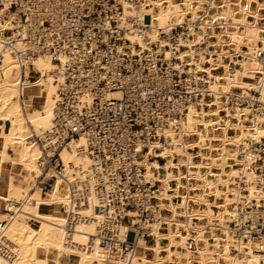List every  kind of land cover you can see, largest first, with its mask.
I'll return each mask as SVG.
<instances>
[{
  "label": "built area",
  "instance_id": "2783aa9c",
  "mask_svg": "<svg viewBox=\"0 0 264 264\" xmlns=\"http://www.w3.org/2000/svg\"><path fill=\"white\" fill-rule=\"evenodd\" d=\"M159 1L0 0V43L24 68L28 64L27 78L36 80L39 75L32 62L35 57L45 55L58 64L53 72L57 92L52 124L30 137L41 150L42 192L60 178L67 187L69 208L92 201L105 217L98 227L101 247L107 258L125 264H131L140 238L151 243L153 233L167 226V211L158 205L161 181L148 177L146 168L151 160L162 164L167 160L159 154L169 145L163 131L174 121L177 128L191 104L214 106L207 101L217 94L211 87L215 76L196 68L199 56L213 49L214 37L207 33L192 45L183 44L193 38L192 29L179 25L161 30L153 39L149 35L153 15L141 12V7L150 9ZM126 8L138 12L127 15ZM260 44L255 57L264 67ZM238 66L231 63V72ZM263 85L250 95L240 87L218 93L224 100L221 114L227 115V107L247 106L249 117L264 125ZM112 92H119V97ZM81 137L85 141L78 149L87 154L90 165L85 169L73 165L67 175L61 152ZM239 158L243 162L235 166L241 172L255 169L256 186L264 190V137L243 146ZM245 178L237 177V186L248 193ZM170 183L176 186V180ZM12 202L6 209L10 214L20 206ZM234 208L236 218L230 226L236 235L252 240L264 252V204L238 203ZM188 247L194 250L195 243L190 240ZM0 252H9L1 241Z\"/></svg>",
  "mask_w": 264,
  "mask_h": 264
},
{
  "label": "bare ground",
  "instance_id": "6f19581e",
  "mask_svg": "<svg viewBox=\"0 0 264 264\" xmlns=\"http://www.w3.org/2000/svg\"><path fill=\"white\" fill-rule=\"evenodd\" d=\"M137 12L125 9L127 15ZM141 12L153 15L149 32L153 39L161 30L179 25L192 29L193 38L182 40L183 44L192 45L207 33L214 37L213 49L199 56L196 68L215 76L211 87L217 94L207 101L214 106L191 104L177 128L174 121L163 131L169 145L159 154L167 160L164 164L151 160L146 168L148 177L161 181L158 205L167 211V226L153 233L151 243L140 238L131 264H264V252L252 240L238 237L230 226L238 203L264 204L255 169L241 172L235 166L243 162L239 158L243 146L254 139L262 141L264 125L249 117L247 106L227 107L223 116L224 100L218 94L240 87L250 95L264 82V75H257L264 73V67L255 57L260 42L264 48V0H160L150 9L141 7ZM0 53V241L9 247L8 253L0 252V264H125L107 258L101 247L98 227L105 217L92 201L69 208L67 187L60 178L42 195H34L44 171L41 150L30 137L52 124L57 92L53 72L58 64L45 55L35 57L32 62L39 75L29 80L27 63L24 68L1 43ZM231 63L239 65L232 72ZM84 141V137L76 139L71 149L62 150L67 175L73 165L84 169L90 165L87 154L78 149ZM13 144L15 157L10 154ZM196 147L197 153L192 151ZM196 156L200 160H194ZM15 165L23 168L25 179L19 182L12 171ZM152 167L165 173L156 174ZM242 174L248 193L237 186ZM11 201L20 203L13 214L6 212ZM190 240L194 250L188 247Z\"/></svg>",
  "mask_w": 264,
  "mask_h": 264
},
{
  "label": "rangeland",
  "instance_id": "374dc122",
  "mask_svg": "<svg viewBox=\"0 0 264 264\" xmlns=\"http://www.w3.org/2000/svg\"><path fill=\"white\" fill-rule=\"evenodd\" d=\"M216 2L219 3L220 0H216ZM34 107H35V108H36V107L39 108L40 106H34ZM8 124H9V122L7 123V125H8ZM210 133H212L211 130H210ZM233 133H234V131H233ZM233 133H230V134H233ZM215 143H216V142H215ZM198 150H199V148L196 147V149L193 150V151H194L195 153H197ZM215 152H216V151H215ZM11 153H12V152H11ZM12 156L15 157V154L12 153ZM196 157H198V158H196ZM196 157H195L196 159H194V160H196V161H197V160H200V159H199V156H196ZM15 166H17V168L14 169V173H15V177L17 178V180H18V182H19L21 179H22V180L25 179V178L23 177V176H24V175H23L24 173H23V169H22L21 166H18V165H15ZM203 170H206V169L203 168ZM20 174H22V176H21ZM214 208H215V207H214ZM163 243H164V242H163Z\"/></svg>",
  "mask_w": 264,
  "mask_h": 264
},
{
  "label": "crops",
  "instance_id": "0c3cea01",
  "mask_svg": "<svg viewBox=\"0 0 264 264\" xmlns=\"http://www.w3.org/2000/svg\"><path fill=\"white\" fill-rule=\"evenodd\" d=\"M35 106H38V105H35ZM35 108V107H34ZM37 108V107H36ZM7 123L8 122H6V124H5V127L7 128L8 126H9V124L7 125ZM1 130V129H0ZM12 148H11V151H10V154H11V152L15 149V148H17V145H15V144H13L12 146H11ZM18 166H20V165H18ZM15 168H17V166H15V167H13V169H12V171H13V174L15 175V173H14V169ZM23 169V168H22ZM21 176H22V174H20ZM22 180V179H21ZM39 185V186H38ZM37 186L39 187V189L40 190H37V187H36V192L34 193V195H42L43 194V192H42V189H43V184H38ZM40 192V193H39Z\"/></svg>",
  "mask_w": 264,
  "mask_h": 264
}]
</instances>
